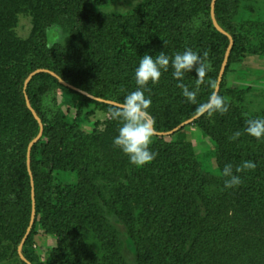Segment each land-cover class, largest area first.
I'll use <instances>...</instances> for the list:
<instances>
[{"label": "trees", "instance_id": "trees-1", "mask_svg": "<svg viewBox=\"0 0 264 264\" xmlns=\"http://www.w3.org/2000/svg\"><path fill=\"white\" fill-rule=\"evenodd\" d=\"M213 0H150L147 5L127 15H111L97 13L83 2L70 1L51 13L46 26L44 54L52 63L49 72L36 74L25 88V82L33 71L23 74L16 73L14 78L13 116L16 118L23 112V126L17 129L19 139L18 156L0 192V216L4 221L12 241L19 246L26 235L31 222L33 199L32 179L28 167V146L40 132V124L28 108L26 96L43 123V135L31 150L32 176L34 180L36 215L31 232L23 244V254L32 263L37 264L33 243L34 228L40 222L51 233L60 236L58 246L52 249L50 264H130L122 254L123 241L117 227L109 220V214H116L126 221L130 234H134L133 220L125 219V215L135 212L134 202H140L143 194L140 189L147 183L146 173L133 171L132 175L115 171L112 175L127 178L128 185L119 192L122 200L128 199L129 210L122 212L114 205L119 200L102 205V193L93 186L87 177L80 179L78 185L65 191L64 196L53 202L49 196V184L55 169H63L67 158H62L63 146L73 130V125L64 115L52 114L46 110L44 99L50 92L53 83L59 78L67 84L63 88L86 100L94 101L98 106L110 111L119 107L100 102L76 90L79 88L99 98L112 100L122 104L124 97L137 88L134 69L140 57L145 53L158 55L165 51L169 56L192 48L203 53L207 51L206 63L210 70L206 72L203 82L196 85L194 72H188L183 83L190 88H198L196 102H189L177 86V80L172 77V68L162 72L159 81L147 87L145 95L151 97L148 109L149 116L154 120V133L158 138L157 145L160 155L166 156L165 162L169 169H175L181 153L179 145L168 141L160 134L173 130L181 123L195 117L198 106L206 102L214 91L230 38L221 33L212 19ZM229 1L216 0L214 13L218 24L228 32L234 40L223 75L218 95L226 81L229 65L235 54L245 50V44L233 24L229 14ZM251 27H256L254 23ZM52 30L59 32V38L51 39ZM51 32V33H50ZM16 44L18 39L13 38ZM18 45V44H17ZM75 87V88H74ZM235 95V96H234ZM231 98H226L228 110L223 114L207 112L197 117L193 123L211 137L217 146V162L221 169L226 163L235 166L244 160L256 163L254 169L236 173L241 177V183L231 188L229 192L233 203L232 227L236 230L264 229V139L257 140L245 132V121L249 118L264 117L261 113L249 115L241 102L242 96L232 92ZM181 128L180 130H182ZM179 130V131H180ZM177 131L176 133H178ZM239 131L237 139H230ZM70 159H79L76 151L67 154ZM75 157V158H73ZM184 159V158H183ZM168 160V161H167ZM109 165L108 163H106ZM109 167V168H108ZM111 166H107V170ZM117 174V176H116ZM157 177V175H155ZM176 178V176H174ZM161 179V178H160ZM164 182L159 186L153 198L147 199L144 210L151 217L159 206L170 199L172 191ZM144 192V191H143ZM184 196V194H183ZM120 203V201H119ZM126 207V208H127ZM125 208V209H126ZM195 208V209H194ZM195 199L187 200L180 213L175 212L176 219L164 222L157 229L161 245L159 249L174 251L177 257L197 258L202 253L201 242L195 241L188 247L189 239L195 233L196 219L199 211ZM205 245V244H204ZM191 257V258H192ZM24 264H27L24 261Z\"/></svg>", "mask_w": 264, "mask_h": 264}, {"label": "rangeland", "instance_id": "rangeland-1", "mask_svg": "<svg viewBox=\"0 0 264 264\" xmlns=\"http://www.w3.org/2000/svg\"><path fill=\"white\" fill-rule=\"evenodd\" d=\"M70 1L86 3L97 13L127 15L144 7L150 0H0V192L19 155L17 129L25 120L23 112L16 118L13 116L14 78L16 73L31 72L36 66L52 65L44 54L45 23L57 7ZM227 1L231 20L245 50L235 54L229 65L222 97L231 98L234 92L236 96H242L241 102L249 115L261 113L264 111V0ZM251 23L257 26L251 27ZM51 32V39L60 37L58 31ZM14 37L18 39V45ZM62 85L60 81L53 83L44 99L47 111L64 115L73 125L63 146L62 158H67L66 167L55 169L49 184V196L53 202L57 201L55 198L59 201L66 190L75 188L85 176L101 191L100 202L106 210L104 200L109 204L119 200L114 207L124 214L129 210L128 199L122 200L119 192L128 185L127 178H115L110 173L112 167L116 166V173L125 172L123 174L129 176L134 170H144L147 183L140 189L143 195L140 202L133 203L135 212L125 215L126 220H133L134 234H130L126 221L118 215L108 216L120 232L122 254L130 264H264V229L236 230L232 227L233 203L228 199L231 188L224 187L226 178L217 162L216 143L199 126L191 122L178 133L164 134L175 145L181 142L178 157L182 159L175 169H169L170 164L164 161L168 157L159 154V141L155 136L150 148L157 155L151 162L136 167L112 143L122 121L113 119L109 109L68 92ZM74 151L79 159H70L67 155ZM107 166H111L110 169L107 170ZM162 179L173 195L169 200L165 199L159 206L163 209L151 217L144 210L145 202L153 198L164 182ZM192 199L200 209L188 247L195 241L201 242L203 251L195 259L184 255L178 258L171 248L168 252L159 249L157 229L164 222L171 223L176 219L175 212L180 213L184 203ZM59 241L60 236L49 232L39 216L30 246L37 264H50L51 251ZM19 246L12 241L0 216V264H24Z\"/></svg>", "mask_w": 264, "mask_h": 264}, {"label": "clouds", "instance_id": "clouds-1", "mask_svg": "<svg viewBox=\"0 0 264 264\" xmlns=\"http://www.w3.org/2000/svg\"><path fill=\"white\" fill-rule=\"evenodd\" d=\"M207 51L203 53L188 47L182 52L169 56L165 51L158 55L145 53L140 57L138 65L134 69V78L137 88L129 92L119 107L111 110L113 119L122 121L118 128V134L113 137L112 143L118 147L127 157L130 164L142 167L151 162L157 153L150 148L154 136V120L150 118L148 109L151 105V97L145 93L150 89L147 87L149 81L156 84L162 72H167L169 66L172 68V77L177 80V86L182 90V95L192 103L196 102L198 88H190L183 83L186 73L194 72L197 80L196 85L203 82L210 65L206 63ZM228 110V103L225 97L212 92L206 102L201 103L197 112L203 114L213 112L223 114ZM245 132L257 140L264 139V117L249 118L245 121ZM241 133L236 131L230 139H237ZM256 163L251 160H244L235 166L226 163L222 169L225 188H233L241 183V177L236 173L248 169H254Z\"/></svg>", "mask_w": 264, "mask_h": 264}, {"label": "water", "instance_id": "water-1", "mask_svg": "<svg viewBox=\"0 0 264 264\" xmlns=\"http://www.w3.org/2000/svg\"><path fill=\"white\" fill-rule=\"evenodd\" d=\"M215 3H216V0H213L212 1V19H213V23L215 25V27L223 34L227 35L229 38H230V44H229V47L227 49V52H226V55H225V58H224V62L222 64V67H221V70H220V74H219V77H218V82H217V85H216V88H215V92L218 94L219 93V90H220V84H221V81H222V78H223V75L225 73V67H226V64H227V61H228V58H229V55L231 53V50H232V46H233V43H234V40H233V37L228 33L226 32L217 22L216 18H215V13H214V7H215ZM40 72H49L51 73L52 75H55L57 76L53 71L49 70V69H44V68H40V69H37L35 70L34 72H32L29 77L27 78L26 82H25V88L27 87L28 83L31 81V79L38 73ZM59 81L62 82L63 84H67L63 79H60L59 78ZM75 88V87H74ZM76 90L86 94L87 96H89L90 98L92 99H95L97 101H100V102H105V103H109V104H113V105H116V106H120V103L118 102H115V101H112V100H107V99H103V98H99V97H96L94 95H91L85 91H82L81 89L79 88H75ZM26 102H27V106L28 108L32 111L34 117L36 118V120L39 122L40 124V132L39 134L37 135L36 138H34L29 146H28V152H27V158H28V167H29V171H30V175H31V179H32V199H33V208H32V216H31V222H30V225L28 227V230L26 232V235L25 237L23 238L20 246H19V253H20V256L22 257V259L27 263V264H32L23 254L22 252V247H23V244L24 242L26 241L28 235L30 234L31 232V229H32V226L34 224V221H35V215H36V208H35V205H36V201H35V189H34V180H33V176H32V171L30 169V165H31V150H32V147L33 145L38 142V140H40V138L42 137L43 135V123H42V120L41 118L39 117V115L37 114V112L35 111V109L31 106V103H30V100L28 99V97L26 96ZM200 115L202 114H198L196 115L195 117L181 123L180 125H178L176 128H174L173 130L169 131V132H165V133H160L162 135L164 134H172V133H175L176 131L180 130L181 128H183L186 124H189L191 122H193L197 117H199ZM154 133L157 134V132L154 130Z\"/></svg>", "mask_w": 264, "mask_h": 264}]
</instances>
